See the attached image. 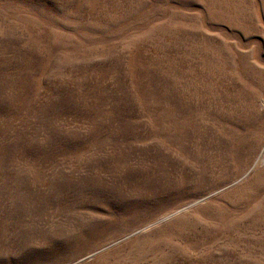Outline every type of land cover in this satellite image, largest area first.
I'll return each instance as SVG.
<instances>
[{
  "label": "rangeland",
  "instance_id": "1",
  "mask_svg": "<svg viewBox=\"0 0 264 264\" xmlns=\"http://www.w3.org/2000/svg\"><path fill=\"white\" fill-rule=\"evenodd\" d=\"M0 264H264V0H0Z\"/></svg>",
  "mask_w": 264,
  "mask_h": 264
},
{
  "label": "bare ground",
  "instance_id": "2",
  "mask_svg": "<svg viewBox=\"0 0 264 264\" xmlns=\"http://www.w3.org/2000/svg\"><path fill=\"white\" fill-rule=\"evenodd\" d=\"M248 162H249V158H246V161L243 164H247Z\"/></svg>",
  "mask_w": 264,
  "mask_h": 264
}]
</instances>
